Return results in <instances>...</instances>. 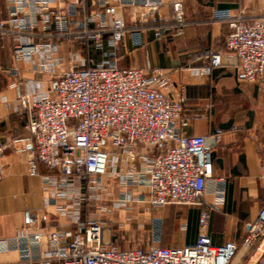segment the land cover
Returning <instances> with one entry per match:
<instances>
[{
    "label": "built area",
    "instance_id": "2783aa9c",
    "mask_svg": "<svg viewBox=\"0 0 264 264\" xmlns=\"http://www.w3.org/2000/svg\"><path fill=\"white\" fill-rule=\"evenodd\" d=\"M6 3L8 15L0 20V40L11 41L13 66L7 71L11 82L17 85L19 63L55 77L49 91L27 82L12 110L27 115L28 136L22 150L30 175L40 178L44 206L66 219L72 229L22 227L14 237L0 238V253L16 251L25 264H230L239 247L262 248L264 203L246 225L240 243L212 244L208 210L200 212L199 235L191 245L160 246V218L152 219L148 238L140 246L120 248L111 237L103 238L111 232L112 219L121 217L117 225L124 228L138 209L201 206L206 195L213 197L214 206L224 201L225 179L212 174L213 144L181 132L187 126L181 119L185 98L182 93L165 94L170 86L168 72L118 65L117 50L128 28L120 8L134 9L131 27H156L159 38L167 32L182 33L181 1L171 3L172 26L165 25L159 13L162 0ZM86 7L89 10L79 19ZM210 18L228 24L225 52L210 53L207 63L191 72L208 76L225 63L236 66L245 82H260L264 19L249 22L244 10H213ZM75 42L85 49L105 47L107 58L95 62L90 54L72 52L65 67L58 56L59 44ZM258 179L264 184V154ZM250 264H264V247Z\"/></svg>",
    "mask_w": 264,
    "mask_h": 264
},
{
    "label": "crops",
    "instance_id": "0c3cea01",
    "mask_svg": "<svg viewBox=\"0 0 264 264\" xmlns=\"http://www.w3.org/2000/svg\"><path fill=\"white\" fill-rule=\"evenodd\" d=\"M162 0L159 9L164 24L173 25L171 3ZM184 9L185 24L180 35L165 33L155 36L156 27H131L130 16L134 9L122 7L128 28L117 50L120 67L161 69L168 72L170 86L165 94L174 97L182 93L185 102L181 119L187 126L185 135L202 136L212 148L213 177L225 179L222 205H213V197L206 195L201 206L170 204L161 209L144 211L148 230L153 218L161 219L159 245L179 248L191 245L199 235V216L202 210L210 214L207 234L215 246L226 242L240 243L246 225L255 219L264 203V184L260 183L259 163L264 154V74L260 82L248 83L241 78L234 65L223 64L204 77L191 70L204 66L210 53L225 52V39L230 30L224 21L210 18L213 10H244L249 22L264 19V0H179ZM81 9L79 19L88 11ZM8 15L6 0H0V20ZM10 40H0V163L3 178L0 181V238L14 237L16 232L29 226L35 230H71L64 218L45 207L41 181L30 175L27 153L22 150L28 136L27 115L12 110L17 94L25 90L29 81L49 91L55 84L52 74L37 73L29 63H19L17 85L8 75L13 66ZM89 55L95 62L107 58V48L85 49L78 43L59 44L58 56L65 67L69 66L70 53ZM219 137L215 142L214 138ZM132 222L138 211L132 214ZM107 233L103 238L109 239ZM114 242V241H113ZM44 246V245H43ZM246 250L239 247L230 264H250L263 249ZM0 264H25L18 252L0 253Z\"/></svg>",
    "mask_w": 264,
    "mask_h": 264
},
{
    "label": "rangeland",
    "instance_id": "374dc122",
    "mask_svg": "<svg viewBox=\"0 0 264 264\" xmlns=\"http://www.w3.org/2000/svg\"><path fill=\"white\" fill-rule=\"evenodd\" d=\"M143 212V209H138V218L134 223H129L124 228H119L117 225L119 220L122 219L121 217L111 220L109 225L112 229L108 235L112 238L114 244L120 248H126L133 245L140 246L146 242L149 235L148 219L145 218L147 215H142Z\"/></svg>",
    "mask_w": 264,
    "mask_h": 264
}]
</instances>
